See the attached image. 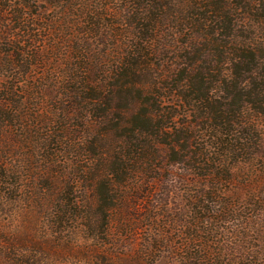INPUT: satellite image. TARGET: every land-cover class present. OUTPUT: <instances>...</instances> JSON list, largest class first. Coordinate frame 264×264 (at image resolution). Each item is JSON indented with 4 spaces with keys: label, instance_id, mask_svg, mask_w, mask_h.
Instances as JSON below:
<instances>
[{
    "label": "trees",
    "instance_id": "1",
    "mask_svg": "<svg viewBox=\"0 0 264 264\" xmlns=\"http://www.w3.org/2000/svg\"><path fill=\"white\" fill-rule=\"evenodd\" d=\"M118 1L124 9L114 10ZM5 2L0 225L1 216L29 218L35 210L47 225L39 236L0 233L10 246L0 264H132L137 252V264L163 252L168 264L255 261L248 251L226 257L220 243L210 244L208 223L217 204H234L231 216L247 220L235 203L244 197L229 187L236 167L264 161V0H97L79 15L67 0ZM92 38L95 59L84 52ZM50 57L60 76L16 78L46 69ZM177 169L178 180L199 188L174 211L163 207L171 195L151 204L149 226L165 218L169 231L133 249L143 226L136 212L148 199L142 193ZM60 249L73 257L52 258Z\"/></svg>",
    "mask_w": 264,
    "mask_h": 264
},
{
    "label": "rangeland",
    "instance_id": "2",
    "mask_svg": "<svg viewBox=\"0 0 264 264\" xmlns=\"http://www.w3.org/2000/svg\"><path fill=\"white\" fill-rule=\"evenodd\" d=\"M4 1H6L5 3L17 4L20 0H0V6L3 4ZM23 1L26 2V0ZM33 1H35V4L38 3L40 6L47 5V0H31V2ZM106 1L107 3H109L110 1L113 2V0ZM67 3L70 4V8L72 7L75 8V10H78L75 12L76 15H79L80 10L86 8L85 5L88 3H93V5L97 7V0H67ZM112 4L114 10H116L117 8L124 9V1L113 2ZM48 12H50V16L56 15V9L54 8L49 9ZM69 13L70 12H68V16L71 17V20L76 18L74 13ZM112 18L116 20L115 17L112 16ZM75 26L76 27L74 28H76V32H78L79 34L73 37L74 40L78 41L76 45H81V42L83 41V38H85V35L83 36V38H81L82 36L80 34V28L82 27H78L77 25ZM124 39H126V36H123V40ZM93 40L94 39L92 38L89 44L85 43L87 49L84 50V52H87L89 55H92L91 57H89L90 59H95L96 56H98L97 52L100 49V46L97 45V39L94 41ZM76 45H74V47ZM66 53L68 55H72L73 57L77 55V52ZM73 62L77 61L73 60ZM90 65L94 70H96L94 77L97 78V69L99 67V63L97 64V61H95L93 64L91 63ZM55 66L57 67L56 69ZM46 67V69L43 68L42 70L41 68L34 67V69L32 70V76H30L29 78L26 77L24 74L18 75L16 76V78L18 80H53L55 78L54 76H60L62 68H59V61L57 59H53L52 57H50L48 59ZM246 169L247 167L243 165L239 168L236 167L239 176L236 177V183H232V186H230L229 188H231L232 195L239 194L240 196L244 197L235 200V203L237 205L236 207L241 206L240 213L242 214V216L246 215L248 221L245 220V218L243 217H241L239 220H235L231 216L232 214L229 212V210H232L233 213L235 212V209H233L235 208L234 204H232L231 207L227 205L220 206L217 204L215 208H213L214 211L209 214V216L212 218V221L209 222L208 225L214 227L215 229L213 234L210 233L209 239L211 240L210 244L211 242H213V244L220 243L219 246L224 250L226 257L239 258L240 255H243L244 253L247 254L248 251V256L253 255L255 257V261H251L250 264H264V161L259 162L257 165H254V167H250L248 170ZM239 170H241V172ZM174 173L176 175L174 174V176L172 177L173 180L170 181L168 179H165L159 182V184H157L156 187L153 188V191L150 195L142 193L148 199H145L144 203L141 204L140 209L136 212L137 219H140L139 223L143 226L141 225L142 228L138 229L136 236L133 237V249L144 248L143 244L146 243L147 240H153L151 238L154 237L163 238V235L167 231H169L168 228H170V225L165 224V218H159L157 223H155L156 225L149 226V215H151V213L153 214V211L151 212V209H149V206H152L151 204H154L156 207H159L160 205H162L159 200L163 198V202H161L165 203L164 198L171 195L173 196V199H170L172 201H169V207L163 204L164 209L168 211L169 209H172L174 207V202H176V200L180 202V206H183V199L187 195L193 193L197 188H199L198 186L192 184V181L184 183L183 181L178 180V177L182 174L180 169L175 170ZM223 188H225V186ZM225 198L229 200L228 197L225 196ZM252 198L256 199L254 201H251ZM221 200L223 201V199ZM171 206L173 207L171 208ZM172 210L174 211L175 208H173ZM161 211L162 210L159 209L157 212ZM46 216V214H40L36 210L33 212V215L29 218H24L22 214H17L15 216L11 215L12 219L9 218L10 215H6L5 217L1 216L2 224L0 225V233H8L14 240L16 235L19 236V233L23 232H31L32 235L39 236L40 231L42 230V226L44 225L46 227L47 225ZM176 235H180V237H175L176 242L180 241L182 237L178 231H174L171 236ZM253 244H256L257 246H254ZM251 246L254 247L251 248ZM7 247L9 248L10 246L0 241V250L2 248L8 250ZM139 253L141 255V250ZM4 255L5 254L1 253L0 251V259H3L6 256ZM51 255L52 258L57 257L58 259H64L72 256L64 249L58 250L57 253H54L52 251ZM154 256L155 257L152 258L149 256H147L148 258H145L147 259V264H157L155 263L157 262V260L159 262L158 264H168L164 262L165 259H168L167 252L161 253V257H157L156 255ZM136 260H138V252L134 254L130 262L132 264H137L135 263Z\"/></svg>",
    "mask_w": 264,
    "mask_h": 264
}]
</instances>
